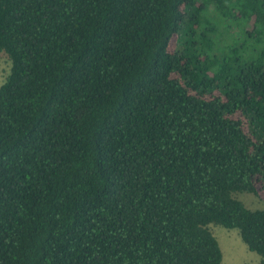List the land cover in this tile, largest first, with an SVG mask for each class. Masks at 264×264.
Returning a JSON list of instances; mask_svg holds the SVG:
<instances>
[{"label": "trees", "instance_id": "1", "mask_svg": "<svg viewBox=\"0 0 264 264\" xmlns=\"http://www.w3.org/2000/svg\"><path fill=\"white\" fill-rule=\"evenodd\" d=\"M0 264L264 258V0H0Z\"/></svg>", "mask_w": 264, "mask_h": 264}, {"label": "rangeland", "instance_id": "2", "mask_svg": "<svg viewBox=\"0 0 264 264\" xmlns=\"http://www.w3.org/2000/svg\"><path fill=\"white\" fill-rule=\"evenodd\" d=\"M9 67L10 60L4 53H0V84L8 74ZM235 197L240 199L250 209L264 208V201L252 193H236ZM209 227L217 238L222 250L221 264H264V258L248 250L236 229H228L222 225H210Z\"/></svg>", "mask_w": 264, "mask_h": 264}]
</instances>
